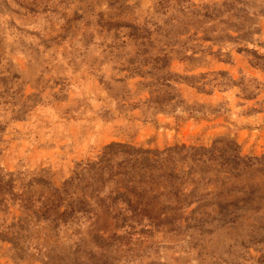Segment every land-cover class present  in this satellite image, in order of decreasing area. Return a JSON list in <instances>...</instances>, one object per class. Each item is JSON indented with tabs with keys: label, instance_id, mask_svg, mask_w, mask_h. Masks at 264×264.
I'll return each mask as SVG.
<instances>
[{
	"label": "rangeland",
	"instance_id": "1",
	"mask_svg": "<svg viewBox=\"0 0 264 264\" xmlns=\"http://www.w3.org/2000/svg\"><path fill=\"white\" fill-rule=\"evenodd\" d=\"M262 157L264 0H0V264H264Z\"/></svg>",
	"mask_w": 264,
	"mask_h": 264
},
{
	"label": "trees",
	"instance_id": "2",
	"mask_svg": "<svg viewBox=\"0 0 264 264\" xmlns=\"http://www.w3.org/2000/svg\"><path fill=\"white\" fill-rule=\"evenodd\" d=\"M227 150H228V148H227ZM234 156H235V155H234ZM256 160H258V159H256ZM257 162H258V163L253 164V165H250V166H251V167H252V166H257L258 169H263V167H264V157L260 158V160L257 161ZM228 164H230V162H226L225 164H223V167H225V166L227 167ZM245 165L249 167V165H247L246 163H245ZM259 167H260V168H259Z\"/></svg>",
	"mask_w": 264,
	"mask_h": 264
}]
</instances>
